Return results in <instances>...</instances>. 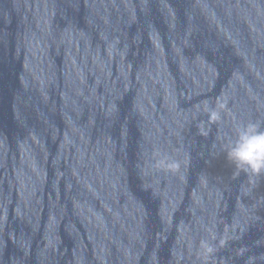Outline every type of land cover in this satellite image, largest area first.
I'll list each match as a JSON object with an SVG mask.
<instances>
[{
  "label": "water",
  "instance_id": "water-1",
  "mask_svg": "<svg viewBox=\"0 0 264 264\" xmlns=\"http://www.w3.org/2000/svg\"><path fill=\"white\" fill-rule=\"evenodd\" d=\"M250 121L264 0H0V264H264Z\"/></svg>",
  "mask_w": 264,
  "mask_h": 264
},
{
  "label": "clouds",
  "instance_id": "clouds-1",
  "mask_svg": "<svg viewBox=\"0 0 264 264\" xmlns=\"http://www.w3.org/2000/svg\"><path fill=\"white\" fill-rule=\"evenodd\" d=\"M225 155L238 171L247 173L250 181L255 183L256 177L264 175V126L251 121L239 125L236 138Z\"/></svg>",
  "mask_w": 264,
  "mask_h": 264
}]
</instances>
